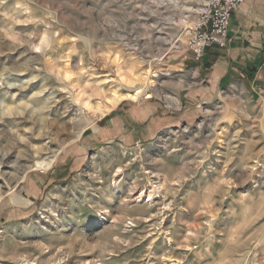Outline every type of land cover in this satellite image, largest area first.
I'll use <instances>...</instances> for the list:
<instances>
[{
  "label": "rangeland",
  "instance_id": "1",
  "mask_svg": "<svg viewBox=\"0 0 264 264\" xmlns=\"http://www.w3.org/2000/svg\"><path fill=\"white\" fill-rule=\"evenodd\" d=\"M204 2L0 0V264H264V67L172 72Z\"/></svg>",
  "mask_w": 264,
  "mask_h": 264
},
{
  "label": "crops",
  "instance_id": "2",
  "mask_svg": "<svg viewBox=\"0 0 264 264\" xmlns=\"http://www.w3.org/2000/svg\"><path fill=\"white\" fill-rule=\"evenodd\" d=\"M263 67L264 0H246L231 15L228 45L225 49H207L198 63L185 50L172 72L180 71V76L186 75L183 71L198 74V82L193 84L195 88L206 81L217 82V87L231 82L255 85L256 75ZM189 88L192 87L188 86L183 91H189ZM251 91L254 92L252 88ZM192 95L189 93V96ZM173 104L176 105L175 102ZM141 120L145 118L139 115L138 122Z\"/></svg>",
  "mask_w": 264,
  "mask_h": 264
},
{
  "label": "built area",
  "instance_id": "3",
  "mask_svg": "<svg viewBox=\"0 0 264 264\" xmlns=\"http://www.w3.org/2000/svg\"><path fill=\"white\" fill-rule=\"evenodd\" d=\"M246 0H205L191 16H184L179 23L183 27L186 44L193 61L202 60L207 49H225L228 45V31L231 15Z\"/></svg>",
  "mask_w": 264,
  "mask_h": 264
},
{
  "label": "bare ground",
  "instance_id": "4",
  "mask_svg": "<svg viewBox=\"0 0 264 264\" xmlns=\"http://www.w3.org/2000/svg\"><path fill=\"white\" fill-rule=\"evenodd\" d=\"M141 94H142V91L140 88L133 87L132 89H130L128 92L124 94L113 93L110 96H107V97L105 96L103 100H101L100 102L96 103L93 106L90 105L88 102L82 103V106L91 113L90 118L87 119V124L90 125L92 124L95 118H100L108 114L121 101L128 100V101L135 102ZM148 95L149 94H146V97H148ZM78 136H79V133H78ZM50 165H51V161L50 162L36 161L32 167L33 169L44 171L48 169ZM141 196L142 194L138 197V199H140ZM145 198H147L148 202L151 201L152 200L151 193L146 195ZM11 200L15 206H22L25 203V201L20 196H18L16 193H12Z\"/></svg>",
  "mask_w": 264,
  "mask_h": 264
}]
</instances>
